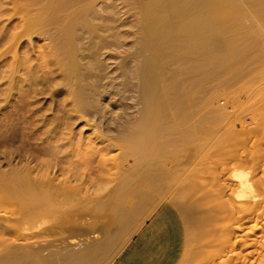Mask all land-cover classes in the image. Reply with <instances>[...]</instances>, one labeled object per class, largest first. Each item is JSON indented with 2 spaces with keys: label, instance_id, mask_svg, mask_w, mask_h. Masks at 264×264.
I'll return each mask as SVG.
<instances>
[{
  "label": "bare ground",
  "instance_id": "1",
  "mask_svg": "<svg viewBox=\"0 0 264 264\" xmlns=\"http://www.w3.org/2000/svg\"><path fill=\"white\" fill-rule=\"evenodd\" d=\"M97 2L15 3L23 23L21 31L10 36V52L19 56L0 72V80L8 78L9 82L8 88H0V264H110L165 198L175 176L166 169L168 161L187 155L192 142L204 137L209 132L206 130L215 131L213 125L206 129L205 123L233 120L235 114L229 103L216 105L195 119V93L208 88L211 91L231 66L213 36L222 26L252 16L256 26L246 28L245 38L231 54L245 64L264 55V38L257 39L264 36V31L260 32L264 27V0H145V10L136 17L134 46L122 63L125 77L126 70L131 69L138 108L133 113H121L118 126L113 125L116 121H108L112 128L115 126L113 132L108 126L113 133L111 143L103 147L79 144L70 153L71 157L79 154L85 164L100 167L107 164L108 155L118 147L119 158L112 159L119 172L107 180V188H102L104 195L96 199L81 196L80 186L73 185L70 177L60 178L57 174L61 171L64 175L66 165L75 160L67 159L63 154L66 145L56 144V138H64L63 130L70 129L71 113L93 118V126L102 136V126L95 120L104 116L99 105L105 90L100 50L108 40L105 31L112 26L114 16L104 19ZM35 33L46 41L38 50L31 39ZM24 37L29 39L27 45L21 42ZM46 94L52 98L65 94L60 101L53 100L56 108H50L51 117L38 105V97ZM13 96L16 98L11 103ZM260 100L263 103L257 104V111L252 109L257 113L248 116L249 120L243 117L247 122L244 127L252 123L245 136L253 135L254 139L249 138L238 161H233L239 165L234 164L235 173L230 174L236 180L230 186L234 187L230 198L235 201H223L233 203L227 206L221 202L224 205L219 206L236 219L231 235L229 229L224 239L228 257L225 264H264V99ZM20 127L21 138L17 131ZM233 127L229 125L228 131L224 130L228 148L245 132L244 127L240 128L243 133ZM130 158H134L133 162ZM110 181L116 182L114 187ZM93 200L94 210L106 212L109 220L101 226L87 227L94 234L92 238L75 246H57L59 250L56 247L53 251L24 241L29 236L23 233L32 229L28 222H34V229H39L48 222L47 217L53 216L58 228L69 222L68 209ZM135 201L139 202L136 206L132 205ZM188 237L187 234V240Z\"/></svg>",
  "mask_w": 264,
  "mask_h": 264
},
{
  "label": "rangeland",
  "instance_id": "2",
  "mask_svg": "<svg viewBox=\"0 0 264 264\" xmlns=\"http://www.w3.org/2000/svg\"><path fill=\"white\" fill-rule=\"evenodd\" d=\"M15 3L18 6V0H0V72L8 69V66L12 65L17 59V56H19L18 53H16L15 56H12V52H10V47L13 44L10 36H13L14 33L18 34L21 31V25L23 23L21 22V11L15 8ZM96 6L101 15L103 14L102 17L104 19H107L112 15L114 16V19H112V29L110 27L109 30L105 31L108 40L105 41V45L103 44L104 47L102 46L100 50V58L104 70L102 87L104 85L105 90L100 97L99 105L103 110L102 115L104 114V116H97L95 117V120L97 124L99 123L102 126H100L103 129L101 133L102 136H99V130L93 126V118L90 116H85L84 118L76 117V113H71L73 119L70 129L63 130L66 132L64 138H56V140L59 139L56 144L64 143L66 145L63 149V154L67 155V159L75 160V163L66 165L67 169L65 170L64 175L61 171L57 174H60V178L70 177L73 185L81 187V196H88L93 199L105 194L102 188L106 187L104 185L107 184V180L111 179V177L113 179V177L119 172V167L113 166L115 163L113 162V159H117V157L119 158L121 150L118 149V147H114L108 155L109 161L107 164L100 167H95L94 164H85L80 161L81 157L79 154L71 157L70 153H72L73 148L79 144H82L83 147L89 145L103 147L111 143L114 141L111 137V135L113 136V129L120 123L118 120L120 114L136 112L139 104L137 102V93L135 91V81L132 79L130 72L131 69H127V77L124 76L122 63L124 56L134 46L133 44L137 37L136 17L145 10L146 2L145 0H98ZM254 19L255 18L252 16H248L237 21L235 24H226L213 36V39L218 41L221 45L227 60L231 62V66L224 73V76L218 82L213 84L215 88H211V91H209L208 88L205 92L195 93V98L198 99V103L195 107V119L210 112L213 107L219 105L223 106L226 103H229V105L227 104L228 106L233 107L235 112H233V114H235L233 117L236 118L234 119L232 117L233 120H231V123H228L227 121H222L220 123L210 122V124L205 123L207 124L205 125L206 129H209V126L212 128L213 125L215 131L213 129H211L213 131H210V129L206 130L209 132L205 133V136L203 134L204 137L200 135L202 138H197L192 142L190 145V151L187 155H184L179 159H170L168 161L166 169L169 170L170 173H174L175 176L174 181L171 183L168 190H166L165 198L145 221L142 228L133 234L131 239L110 264H117L126 250L132 247L133 244L137 243V241L139 242L141 233L147 225L155 219L161 207L170 203H173L171 205H173V207L181 214L185 223L186 233L191 237V239L188 237L186 243L185 256L183 259H179L177 264H225L223 261H226L228 257L226 251L227 246L224 241L228 237L227 234L229 229L228 235H231L230 232H232V226L235 224L236 219L234 218V215L231 216L232 213L230 214V212L221 210L219 206L224 205L225 203H227L228 206V204L233 203L223 201H235L234 197L233 199L232 197L230 198V196L233 195H230L231 192L233 193V190L231 191L230 189L234 188L230 186H233L235 180L231 175L235 173L236 169V166L234 165L236 163L233 164V161L234 158L236 159L240 152H242L244 149L243 147L247 148L246 143H249L253 136L248 135L249 137H246V133L249 130L247 127L252 126V123L247 127H244L243 125L247 123L245 122L246 120H249L250 117L248 116L254 114V112L257 113L256 108L259 103L260 105L263 103L260 98L264 99V97L260 96H264V55L250 64H245L239 59H234L231 54V50L236 48L245 38L246 28L251 27L253 24V26H256ZM260 27L261 26H258L257 29L261 30L262 27L261 29ZM263 31L264 27L260 32ZM262 37L264 38L263 35L257 36V39L262 41ZM31 39L32 43L35 44V49L37 47V50L46 42L44 39L38 38L36 33L33 34ZM28 41V37L21 39V42L25 45L28 44ZM57 76L58 74L54 77ZM8 85V78L0 80L1 89L8 88ZM256 94L259 95L257 96ZM64 97L65 94H60L56 98H52L48 94L41 95L38 97V105L43 107L45 114L51 117L50 115L53 114V110L56 108L55 101L53 100L56 99L60 101ZM15 98L16 97L14 96L11 98V103L15 101ZM257 100L259 102H257ZM254 101L257 103H254ZM7 109L11 110V107L9 106ZM252 109H255L256 111ZM243 117H247L246 120ZM88 119H90L91 122H88ZM110 119L116 121V123L113 122V125L116 124L113 128L111 124H107ZM234 120L235 122H232ZM236 120H239L240 122L243 121L237 123ZM225 122L228 124H224ZM223 124L226 125L227 128H225ZM235 124L238 125L235 126ZM229 125L234 126V129L232 130H236L237 133L238 131L240 132L243 127L245 129L244 133L241 131L244 136L240 137L236 135L237 138L233 139V142L236 141L231 148H228V145H225L226 143L224 141H226V139L223 140L224 137L227 138V132H224L228 131ZM216 127L221 128L216 130ZM108 128L111 129L112 132L108 130ZM45 129L46 128H44V130ZM18 130V134L23 133V131H20L22 130V127L17 129V131ZM57 130L56 132L59 131ZM108 131L111 134H108ZM22 135L19 134V138H21ZM71 139V142H73L74 145H71ZM40 141L41 140L38 142ZM219 141L221 142L219 143ZM131 159L133 160L134 158H130L129 160L130 162H133ZM236 160L238 161V158ZM232 165L235 167H232ZM236 165H238V163ZM237 167H239V165ZM228 175L231 176H229V179ZM115 184V181H110V186L114 187ZM215 190L216 194H213ZM218 196L221 197L222 200H219ZM223 198L225 200H223ZM83 200L85 199L83 198ZM94 201L95 200L87 202L86 204L84 201L82 204H78L79 207L75 205L78 208L73 207L72 209H68V215L70 217H67V222L68 220L69 222L65 224L66 226L57 225L58 228H55L57 221L53 220V216L47 217L46 220L48 222L39 229H34L36 226L34 222H28V227H31L32 229L23 234L29 237L32 236V238L28 237L24 241L35 242V245L38 247L48 246V248L53 251L57 246L60 248L68 245L75 246L78 242H83L85 239L92 238L94 234L90 233L87 227H89L90 224L101 226L109 220L106 212H96L94 210ZM221 202L224 204H221ZM134 203L135 204L132 205L136 206L139 202L135 201ZM73 215H75V217ZM76 220L79 222H76ZM71 221L74 222L71 223ZM190 234H192L194 238H192ZM224 249L225 251H223Z\"/></svg>",
  "mask_w": 264,
  "mask_h": 264
},
{
  "label": "crops",
  "instance_id": "3",
  "mask_svg": "<svg viewBox=\"0 0 264 264\" xmlns=\"http://www.w3.org/2000/svg\"><path fill=\"white\" fill-rule=\"evenodd\" d=\"M186 240L181 214L165 204L143 230L139 242L128 248L117 264H177L184 257Z\"/></svg>",
  "mask_w": 264,
  "mask_h": 264
}]
</instances>
